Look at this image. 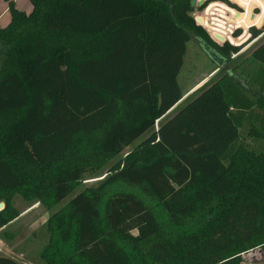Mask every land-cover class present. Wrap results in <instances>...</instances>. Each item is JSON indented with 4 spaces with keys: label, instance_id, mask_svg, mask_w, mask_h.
Returning a JSON list of instances; mask_svg holds the SVG:
<instances>
[{
    "label": "trees",
    "instance_id": "16d2710c",
    "mask_svg": "<svg viewBox=\"0 0 264 264\" xmlns=\"http://www.w3.org/2000/svg\"><path fill=\"white\" fill-rule=\"evenodd\" d=\"M192 1L29 0V14L9 3L11 22L0 30V232L19 216L17 194L52 210L83 185L73 175L46 186L26 164L47 171L80 135L83 162L109 166L96 187L51 213L45 264H241L264 250V152L241 143L253 101L234 69L184 103L178 82L193 37L219 71L241 51L207 30L235 43L212 9L242 10L222 0L230 8L212 4L199 25L195 10L209 1L199 9ZM232 1L245 11L230 28L247 30L260 15L254 0ZM249 32L251 42L264 25ZM252 60L264 70V40ZM257 127L264 138V123ZM118 184L147 201L110 193ZM0 264L21 263L0 256Z\"/></svg>",
    "mask_w": 264,
    "mask_h": 264
},
{
    "label": "rangeland",
    "instance_id": "374dc122",
    "mask_svg": "<svg viewBox=\"0 0 264 264\" xmlns=\"http://www.w3.org/2000/svg\"><path fill=\"white\" fill-rule=\"evenodd\" d=\"M208 1L209 6L211 0ZM228 1L233 3L231 0ZM10 2H13L18 10L23 11L26 14H29L32 11V5L29 0H0V30L6 28L11 22V13L9 10ZM212 2H219L226 5V3L222 0H212ZM235 5L242 9L239 5ZM208 6L203 11L196 9L195 16L200 18L201 15H205V12L208 10ZM196 7L199 9L200 6L196 5ZM232 11L241 12L234 8ZM212 12L226 18V20H224L225 22L227 21L226 27L230 29L229 34L234 38L236 44L229 40L226 41L240 46L241 51L238 54L232 55L230 62L225 64V66H222L219 71L218 63L213 60L210 53L203 48L198 39L193 37L187 45V52L184 58L183 67L178 76V82L180 87L186 93L196 84V81L202 79L203 76L205 77L206 75L211 74L216 69V75L213 79L207 82L206 86L217 81L225 72L234 69L236 71L235 74H237L239 78L237 79L240 87L243 89L246 96L253 101L255 106L253 114L254 117H252L253 125L251 122H248L241 128V143L252 150L264 152V138H261L256 134L259 132L258 129L253 130L254 127H261V124L264 123V87L262 79L260 82L259 80H256V74L258 71L255 66L259 64L252 60L253 50L264 40V34L256 40L251 42L249 40L250 28H262L264 24L260 27H257L256 25L250 26L247 30L244 28H238L236 25L234 28H230V26L233 25L231 22L233 14L224 10L216 11L212 9ZM256 13H260V10L256 9ZM210 17L217 16L210 15ZM238 30H241V33L238 36H235L234 33ZM207 32L209 33L208 30ZM231 33H233V35ZM209 34H211V32ZM211 37L218 44H223V42L216 40L213 34ZM199 92L200 91L185 101L193 98ZM144 138L145 135L139 138L133 145L126 147L124 151L120 153V155L116 156L114 160L116 161L121 157L124 158L126 154L132 150L133 147L138 145ZM86 146V137L79 135L75 138L74 144L72 145L70 152L66 154L64 160L54 163V165H52V167L47 171L39 172V169L27 164L25 167L34 177L46 186H51L58 176H65L67 178L78 176L83 182V185L80 188L96 187L104 178L103 176L106 175V171L109 166L106 165L101 169H96V163L94 160L92 163L83 162L80 158L79 152H81L82 149H86ZM82 158L84 161L87 160L86 156ZM77 191L72 193L65 201L57 205L52 210L47 209L39 202L30 203L21 194H17L13 199L12 208L19 213V216L12 222L11 225L7 226L6 229L0 232V256L11 258L21 264H45L41 258V253L48 242V233L46 228L47 221L51 213L64 207V205L70 201ZM120 191L136 193L142 199L147 201V199L139 193L138 190L130 189L122 184L116 185L110 190V193ZM153 208L158 211L159 214L162 213L159 207L153 206ZM133 234L137 235V231H133ZM242 258L243 261L241 264H264V250L262 248L252 250L243 254Z\"/></svg>",
    "mask_w": 264,
    "mask_h": 264
},
{
    "label": "crops",
    "instance_id": "0c3cea01",
    "mask_svg": "<svg viewBox=\"0 0 264 264\" xmlns=\"http://www.w3.org/2000/svg\"><path fill=\"white\" fill-rule=\"evenodd\" d=\"M214 3H219V2H212V0H211V3H210V5L208 6V10H209V8L211 7V5L212 4H214ZM223 4V3H222ZM233 4V3H232ZM223 5H225V4H223ZM225 6H227V7H229L227 4L225 5ZM230 8V7H229ZM232 9V8H231ZM207 10V11H208ZM205 13H207V12H205ZM204 13V14H205ZM233 13V12H232ZM202 16V15H201ZM196 17V19L198 18L197 16H195ZM256 40V39H255ZM255 67H257V74H256V80L258 81L259 80V82L261 81V79L262 80H264V70H263V68L261 67V65H256ZM216 72H217V69L215 70V71H213L211 74H208V75H206L205 77L203 76L202 77V79H199V81H196V84L193 86V87H191L189 90H188V92H186V94H185V96H184V98H183V102L186 100V99H188L189 97H191L192 95H194L195 93H197L198 91H200L205 85H207V82L209 81V80H211V79H213V77L216 75ZM233 78H235L236 80H238L239 78H238V76H237V74H232L231 75ZM238 78V79H237ZM182 102V103H183ZM181 103V104H182ZM177 109V108H176ZM233 111L235 112V111H237V110H235V109H233ZM171 113V112H170ZM169 113V114H170Z\"/></svg>",
    "mask_w": 264,
    "mask_h": 264
},
{
    "label": "clouds",
    "instance_id": "9594fccd",
    "mask_svg": "<svg viewBox=\"0 0 264 264\" xmlns=\"http://www.w3.org/2000/svg\"><path fill=\"white\" fill-rule=\"evenodd\" d=\"M237 2L242 3V5L245 7H248V5L244 3V0H237ZM254 3L256 4V6H259L262 11L259 16L249 21L247 26H252L253 24H255L257 27H259L261 23H264V2H262V0H254ZM250 14H251V10L249 8L248 12H246V15H250Z\"/></svg>",
    "mask_w": 264,
    "mask_h": 264
},
{
    "label": "water",
    "instance_id": "95a60500",
    "mask_svg": "<svg viewBox=\"0 0 264 264\" xmlns=\"http://www.w3.org/2000/svg\"><path fill=\"white\" fill-rule=\"evenodd\" d=\"M204 4V2H200L199 5L202 6ZM197 5L196 0L192 1V6L195 7ZM238 14H240V12H238ZM197 23L199 25H202V19L201 18H197L196 19ZM214 38L220 42H226V39L223 36L217 35V34H213ZM5 208V204L4 203H0V211L4 210Z\"/></svg>",
    "mask_w": 264,
    "mask_h": 264
},
{
    "label": "built area",
    "instance_id": "2783aa9c",
    "mask_svg": "<svg viewBox=\"0 0 264 264\" xmlns=\"http://www.w3.org/2000/svg\"><path fill=\"white\" fill-rule=\"evenodd\" d=\"M207 1H208V0H196V3H197V5H199L200 2H204V3H205V2H207ZM231 1H232V0H231ZM263 1H264V0H263ZM232 2H233V1H232ZM233 3H234V2H233ZM235 4H237V3H235ZM237 5H238V4H237ZM199 6H200V5H199ZM239 7H241V6H239ZM241 8H242V7H241ZM242 9H243V11H245L244 8H242ZM242 9H241V10H242ZM256 9H259V10H260V13H256ZM261 11H262V10H261V8H260L259 6H258V7L255 6V8H253V12H254L256 15H257V14H261ZM235 12H236V11H235ZM235 12L233 11V17H234V15H235ZM236 13H238V12H236ZM240 13H242V11H241ZM263 24H264V23H263ZM209 33H210V32H209ZM231 34L233 35V33H231ZM210 35L212 36V32H211Z\"/></svg>",
    "mask_w": 264,
    "mask_h": 264
}]
</instances>
